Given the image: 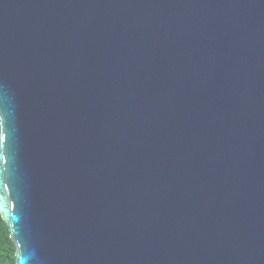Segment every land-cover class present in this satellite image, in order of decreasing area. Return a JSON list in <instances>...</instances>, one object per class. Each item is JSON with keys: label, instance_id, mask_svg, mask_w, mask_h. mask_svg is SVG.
<instances>
[{"label": "water", "instance_id": "obj_1", "mask_svg": "<svg viewBox=\"0 0 264 264\" xmlns=\"http://www.w3.org/2000/svg\"><path fill=\"white\" fill-rule=\"evenodd\" d=\"M0 216L15 264H264V0H0Z\"/></svg>", "mask_w": 264, "mask_h": 264}, {"label": "trees", "instance_id": "obj_2", "mask_svg": "<svg viewBox=\"0 0 264 264\" xmlns=\"http://www.w3.org/2000/svg\"><path fill=\"white\" fill-rule=\"evenodd\" d=\"M15 248L6 223L0 216V264H15Z\"/></svg>", "mask_w": 264, "mask_h": 264}]
</instances>
